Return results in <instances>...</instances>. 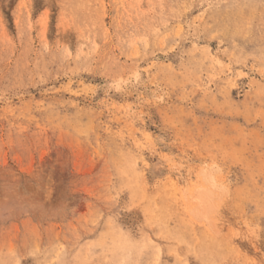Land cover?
Here are the masks:
<instances>
[{"label": "rangeland", "instance_id": "374dc122", "mask_svg": "<svg viewBox=\"0 0 264 264\" xmlns=\"http://www.w3.org/2000/svg\"><path fill=\"white\" fill-rule=\"evenodd\" d=\"M0 264H264V0H0Z\"/></svg>", "mask_w": 264, "mask_h": 264}]
</instances>
